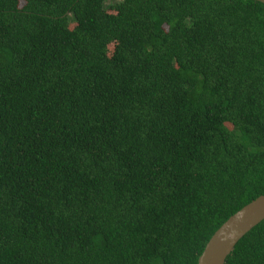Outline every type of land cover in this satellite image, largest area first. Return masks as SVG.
Listing matches in <instances>:
<instances>
[{
    "label": "trees",
    "instance_id": "16d2710c",
    "mask_svg": "<svg viewBox=\"0 0 264 264\" xmlns=\"http://www.w3.org/2000/svg\"><path fill=\"white\" fill-rule=\"evenodd\" d=\"M263 193L264 4L0 0V264H196Z\"/></svg>",
    "mask_w": 264,
    "mask_h": 264
},
{
    "label": "water",
    "instance_id": "95a60500",
    "mask_svg": "<svg viewBox=\"0 0 264 264\" xmlns=\"http://www.w3.org/2000/svg\"><path fill=\"white\" fill-rule=\"evenodd\" d=\"M264 4V0H254ZM264 218V193L230 214L209 236L196 264H223L234 244Z\"/></svg>",
    "mask_w": 264,
    "mask_h": 264
},
{
    "label": "rangeland",
    "instance_id": "374dc122",
    "mask_svg": "<svg viewBox=\"0 0 264 264\" xmlns=\"http://www.w3.org/2000/svg\"><path fill=\"white\" fill-rule=\"evenodd\" d=\"M19 3H21V0H19Z\"/></svg>",
    "mask_w": 264,
    "mask_h": 264
}]
</instances>
